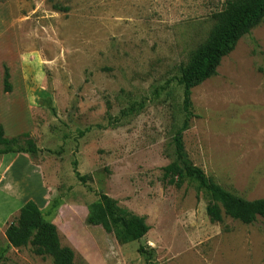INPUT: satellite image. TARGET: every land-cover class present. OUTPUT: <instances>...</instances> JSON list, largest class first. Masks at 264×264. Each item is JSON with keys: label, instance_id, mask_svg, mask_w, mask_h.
<instances>
[{"label": "rangeland", "instance_id": "1", "mask_svg": "<svg viewBox=\"0 0 264 264\" xmlns=\"http://www.w3.org/2000/svg\"><path fill=\"white\" fill-rule=\"evenodd\" d=\"M227 1L0 0L14 34L7 104L27 116L16 136L40 150L0 157V245L33 201L74 264H149L140 246L152 264H264V220L211 223L196 182L162 179L181 131L191 166L239 198L264 199V19L191 90L189 117L177 83ZM98 193L146 218L141 241L121 246L85 224ZM5 257L52 264L28 248Z\"/></svg>", "mask_w": 264, "mask_h": 264}, {"label": "trees", "instance_id": "2", "mask_svg": "<svg viewBox=\"0 0 264 264\" xmlns=\"http://www.w3.org/2000/svg\"><path fill=\"white\" fill-rule=\"evenodd\" d=\"M263 19L264 0H229L221 12L214 14V26L205 42L190 55L177 80L183 90L186 116L190 115L191 90L215 76L221 60ZM12 89L10 70L4 65L3 93L11 94ZM142 107V103L132 104L128 112H136ZM187 126L188 120L185 119L184 130ZM172 146L174 159L162 168L163 181L178 189L185 180L196 182L199 190L204 191L209 198L205 212L211 223H220L224 217L243 225H250L257 218L264 220V199L247 201L239 198L208 179L200 169L190 165L181 131L174 136ZM38 153L40 150L27 134L6 137L0 125V157L20 154L36 156ZM73 174L80 183L85 184L86 178L77 172L76 163L73 164ZM96 196L97 202L88 208L85 219L87 226L100 227L106 234H112L121 246L139 242L148 233L150 228L145 217L120 207L117 201L105 194L98 193ZM45 216L33 201L23 204L16 219L8 224L4 232L5 244L0 245V264L6 262L5 256L10 249L25 248L35 256L50 258L52 264H74L73 252L61 245L56 226L45 221ZM137 253L152 264L143 247H138Z\"/></svg>", "mask_w": 264, "mask_h": 264}, {"label": "crops", "instance_id": "3", "mask_svg": "<svg viewBox=\"0 0 264 264\" xmlns=\"http://www.w3.org/2000/svg\"><path fill=\"white\" fill-rule=\"evenodd\" d=\"M9 18L5 7L0 5V125L4 129L6 137H16L17 133L21 131H18L19 123L22 124L25 120V125L27 116L25 113L22 114L19 109L14 112L12 106L7 104V101L12 99L13 92L11 94L3 93L4 65L9 68L13 81L14 34ZM23 156L28 157V155Z\"/></svg>", "mask_w": 264, "mask_h": 264}]
</instances>
